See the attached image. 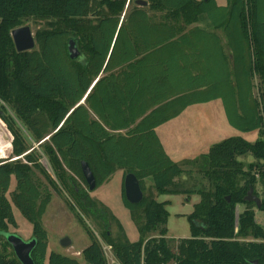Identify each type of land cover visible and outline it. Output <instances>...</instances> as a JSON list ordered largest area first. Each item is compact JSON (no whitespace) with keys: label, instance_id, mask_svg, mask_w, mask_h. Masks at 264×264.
<instances>
[{"label":"trees","instance_id":"1","mask_svg":"<svg viewBox=\"0 0 264 264\" xmlns=\"http://www.w3.org/2000/svg\"><path fill=\"white\" fill-rule=\"evenodd\" d=\"M31 22L42 24L33 34L35 47L18 53L10 33ZM219 29L231 67L210 31ZM217 99L231 126L256 131L258 139L227 138L180 167L156 128L189 106ZM0 121L12 136L0 160V232L16 228L12 203L32 226L34 264L81 263L48 253L42 218L52 196L42 194L33 169L73 199L68 203L90 240L81 252L84 263L107 264L84 224L87 215L101 219L106 211L94 212L79 187L78 181L86 185L82 162L96 188L121 170L122 184L133 174L143 192L141 203L131 205L122 185L124 205L137 212L139 240L118 242L106 230L99 236L115 264H264V230L255 218L264 212V0H226L224 6L215 0H0ZM246 155L254 161H239ZM194 171L206 186L183 189L177 179ZM146 179L159 196H199L186 216L189 238L175 251L173 239L165 238L167 202L144 195ZM250 189L259 209L245 200ZM0 240V264H20Z\"/></svg>","mask_w":264,"mask_h":264},{"label":"rangeland","instance_id":"2","mask_svg":"<svg viewBox=\"0 0 264 264\" xmlns=\"http://www.w3.org/2000/svg\"><path fill=\"white\" fill-rule=\"evenodd\" d=\"M221 1L215 0L218 5H222ZM25 26H29L32 34H34L36 28H39L42 24L31 22ZM256 83L257 81L255 80L254 84ZM0 125L8 132L1 121ZM155 131L170 160L180 167H182L183 162L194 160L199 155L207 153L212 145L227 138L241 137L250 143H254L258 139L256 131L244 133L229 124L220 99L189 106L177 117L157 127ZM7 134L10 140L12 136L9 132ZM9 140L4 141L0 138V151L3 152V154H0V160L8 153L6 147L10 143ZM238 159L246 164L254 161L250 155L239 157ZM40 163L51 178L55 180L46 161L42 159ZM183 168L190 170L186 165ZM32 177L36 180L43 195L49 193L52 196L51 202L42 218V224L48 236V253L54 251L75 258L81 264H85L81 252L83 248L90 244V240L86 233L87 229L82 227L76 212L68 203V200L73 203V199L66 192L54 190L38 169L32 170ZM177 181L180 186L182 185L183 189H197L202 185L206 186V182L195 171L193 174L183 175ZM78 184L84 194L94 203V212L100 211L101 213L104 210L106 211L102 213L106 215L104 218L101 216V219H96L91 215H87L84 219V224L94 232L97 239L102 240L99 236L106 230L118 242H136L139 240V226L135 222L134 216L137 212L130 211L124 205L121 173L114 172L101 186L92 192H88L87 186L81 181H78ZM14 188L15 182L12 178L9 193ZM9 193L7 197L10 201ZM258 193L261 196L262 190L259 189ZM150 194L159 203L168 202L165 207L169 214L165 238L173 239L174 242L171 243V246L175 251V246L181 239L189 238V224L186 216L191 213L192 205L199 202V196L192 195L190 201L184 195L159 196L152 189L151 180L146 179L144 195L148 196ZM11 209L16 228L9 227L8 232L15 234L22 241H28L32 236L31 224L12 203ZM255 217L264 230V212L256 211ZM153 235L150 234L148 236ZM63 238H68L71 241L69 247H61L60 241ZM2 243L3 240H0V250L2 249ZM7 252L10 253V249H7Z\"/></svg>","mask_w":264,"mask_h":264},{"label":"water","instance_id":"3","mask_svg":"<svg viewBox=\"0 0 264 264\" xmlns=\"http://www.w3.org/2000/svg\"><path fill=\"white\" fill-rule=\"evenodd\" d=\"M139 6H146V3L143 1L135 2ZM15 50L18 53L28 52L34 49L35 41L31 29L29 26H23L17 29H14L10 33ZM68 53L71 59H75L79 56L75 46L73 43H69L68 45ZM82 101L80 104H83ZM8 132L0 125V138L4 141L9 140ZM12 138L10 137L9 142H11ZM81 172L83 179L86 183L88 192H92L96 188V181L94 176L85 162L81 163ZM123 194L125 200L131 205H137L141 203L143 200V192L140 188L139 181L133 174L125 175L123 179ZM229 200V199H228ZM246 201H250L255 203L256 208L259 209L261 205V201L258 197L253 195V190L250 189L246 198ZM0 237L3 238L11 247L14 256L19 261L20 264H34L31 259V252L35 247L36 241L35 239H29L28 241H22L15 234L9 232H0ZM61 247H69L71 245V241L68 238H63L60 241ZM251 264H257L256 262Z\"/></svg>","mask_w":264,"mask_h":264},{"label":"crops","instance_id":"4","mask_svg":"<svg viewBox=\"0 0 264 264\" xmlns=\"http://www.w3.org/2000/svg\"><path fill=\"white\" fill-rule=\"evenodd\" d=\"M222 5H220V6H224V5H226V0H222L221 2H220ZM218 5V4H217ZM210 31H212V32H214V33H216L217 35H218V37L220 38V46H221V48L223 49V52H224V54H225V56L229 59V64H230V67L232 66L231 64H232V56H231V51H229V48H228V45H227V40H226V38H225V36H224V34H223V31H222V29H219V30H210ZM257 134H258V132H257ZM245 140V139H244ZM248 142V141H247ZM250 143V142H249ZM115 172H119V173H121V179H122V171L121 170H116ZM166 196H168V195H166ZM188 201H190V199L188 200ZM168 203V202H167ZM195 204H197V203H195ZM195 204H193V205H195ZM193 205H192V209H193ZM192 212V211H191ZM256 218V217H255ZM256 221L258 222V219L256 218ZM84 249V248H83Z\"/></svg>","mask_w":264,"mask_h":264},{"label":"built area","instance_id":"5","mask_svg":"<svg viewBox=\"0 0 264 264\" xmlns=\"http://www.w3.org/2000/svg\"><path fill=\"white\" fill-rule=\"evenodd\" d=\"M99 245L101 247L103 256L106 260L107 264H115V258L113 256V252H112V248L110 245H107L106 243H104L102 240H99Z\"/></svg>","mask_w":264,"mask_h":264}]
</instances>
